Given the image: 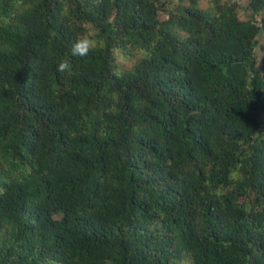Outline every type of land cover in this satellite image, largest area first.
I'll return each instance as SVG.
<instances>
[{
    "label": "trees",
    "instance_id": "1",
    "mask_svg": "<svg viewBox=\"0 0 264 264\" xmlns=\"http://www.w3.org/2000/svg\"><path fill=\"white\" fill-rule=\"evenodd\" d=\"M238 1L0 0V264H264V0Z\"/></svg>",
    "mask_w": 264,
    "mask_h": 264
},
{
    "label": "clouds",
    "instance_id": "2",
    "mask_svg": "<svg viewBox=\"0 0 264 264\" xmlns=\"http://www.w3.org/2000/svg\"><path fill=\"white\" fill-rule=\"evenodd\" d=\"M99 43L100 41L94 32L81 33L72 44V55L86 57L99 46ZM57 71L61 73L71 72V64L67 60H62L57 65Z\"/></svg>",
    "mask_w": 264,
    "mask_h": 264
},
{
    "label": "rangeland",
    "instance_id": "3",
    "mask_svg": "<svg viewBox=\"0 0 264 264\" xmlns=\"http://www.w3.org/2000/svg\"><path fill=\"white\" fill-rule=\"evenodd\" d=\"M238 4L241 5V6H245L247 4V0H239L238 1ZM239 14L241 15L242 13H248V11H244L242 9H239ZM261 44H264V35H260L259 36V45ZM256 52L258 53L259 56H263L264 55V52L259 50V48L256 49Z\"/></svg>",
    "mask_w": 264,
    "mask_h": 264
}]
</instances>
